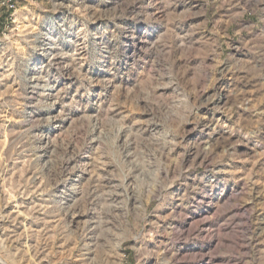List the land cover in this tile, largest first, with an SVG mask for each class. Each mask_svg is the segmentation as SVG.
Instances as JSON below:
<instances>
[{
	"label": "rangeland",
	"instance_id": "374dc122",
	"mask_svg": "<svg viewBox=\"0 0 264 264\" xmlns=\"http://www.w3.org/2000/svg\"><path fill=\"white\" fill-rule=\"evenodd\" d=\"M10 1L15 5L12 8L0 4V125L6 124L0 127V156L7 152L13 134L22 133L27 127L21 123L22 118H51L50 124H40L31 134L42 135L46 144L52 141L39 152L42 163L50 162L53 168L80 166L64 182L48 189L57 195L67 192L62 203L69 208L91 192L92 186H103L109 192L116 183L113 180L110 185L106 178L115 165L108 163L104 148L111 147L119 161L120 146L131 135H125L126 130L131 127L133 132H139L140 125L151 127V115L144 111L147 101L138 99L137 93L166 101L169 97L180 99L176 86H158L161 71L171 72L181 84L193 81L198 92L207 83L204 77L210 71L213 73L211 86L197 100L202 104L195 113L201 118L199 127L190 131L185 141L209 147L230 139L236 144V158L224 156L221 162L206 169L191 167V160L199 162L202 156L174 154L172 159L179 161L182 156L188 170L160 194L158 208L150 198L145 201L150 209L154 208L146 217L145 231L151 239L124 240L115 253L105 249L110 257L108 264H136L140 257V264H161V257L149 253L168 255L164 233L171 230L192 235L187 243L168 245L179 256L191 257L182 264H243L237 249L249 252L254 250L253 245L255 249L264 248V237L259 236L264 231V131L255 136L233 134L229 129L238 118L257 117L245 108L234 109L236 114L231 117L218 110L231 108L237 98H247L252 106L264 110V92L257 91L264 76L246 84L250 75L248 65L239 67L240 62L249 61L261 67L264 39L260 33L264 25L242 31L241 24L230 22L239 7H219L223 0ZM13 43L22 57L16 62V71L10 72L4 53ZM80 76L88 77L92 83ZM168 80L166 76L165 84ZM5 99L18 100L22 109L15 114L12 109L5 111ZM38 100L43 103L38 105ZM73 100L78 103L73 105ZM117 122L121 125L119 135L113 136ZM193 126L190 123L185 127ZM257 129H264V124L258 123ZM244 131L247 133V129ZM221 151L222 147L215 149L216 154ZM69 155L70 161L60 159ZM18 176L21 185L32 186V192L25 188L24 196L13 193L3 209L19 225H12L17 235L14 243L25 242L32 264H49L48 258H52L51 264H80L78 251L83 241H62L57 233L65 221L72 229L79 225L87 228L97 216L90 211H77L35 222L33 216L42 215L38 209L50 206L35 195L46 180L36 179L30 167H22ZM12 179L15 182L17 176ZM123 199L119 193H112L108 202L115 204ZM116 215L120 217L117 223L127 219L119 208ZM136 215H142L139 209ZM108 219L107 227L115 231L111 223L114 218ZM46 226L51 229L52 244L43 252L39 250ZM33 232L37 234L35 241L31 237ZM3 239L0 236V241ZM33 244L39 254L32 251ZM116 253L122 260L117 259Z\"/></svg>",
	"mask_w": 264,
	"mask_h": 264
},
{
	"label": "clouds",
	"instance_id": "9594fccd",
	"mask_svg": "<svg viewBox=\"0 0 264 264\" xmlns=\"http://www.w3.org/2000/svg\"><path fill=\"white\" fill-rule=\"evenodd\" d=\"M237 6L239 10L232 14L230 22L241 24L242 31H253L254 29H260L264 25V0H235V2L233 0H223L219 4V7L236 8ZM246 17L248 19H245ZM260 38L264 39V30L261 31ZM252 47L259 51L255 44ZM261 47H264V45H261ZM4 55L10 64L9 71L15 72L16 62L22 57V52L13 43L9 45ZM245 64L248 65L247 70L250 73L245 80L246 84L251 83L258 76H264V72L261 71L264 68V52L260 54V68L250 61L240 62L239 67H244ZM233 67L236 68L237 65H233ZM113 68H115V64H113ZM111 70L106 68V71ZM116 71L119 72V69L116 68ZM212 75L213 73L210 71L204 77L207 83L198 92L193 81L181 84L173 77L171 72L161 71L158 77V86L164 89H168L170 85L176 86V95L180 99L169 97L166 101L164 98L156 97L155 95L147 98L137 93L138 99L147 101L144 111L151 115L149 122L151 127L146 128L144 125H140L139 132H133L131 127L126 130L125 135H128V133H131V135L120 146L121 156L119 161L113 156L111 147L103 149V155L108 158V163L115 165L114 170L108 173L106 178L109 180L110 185L113 180L116 183L111 185L109 192H105L103 186H92V191L88 192L86 196H82L71 208L62 203L66 195H68L67 192L61 191L57 195L49 192L48 189L49 186H57L64 182L68 174L74 172L76 167L80 166L73 167L69 164L67 167L61 165L59 168H53L50 166V162L49 164L42 163V157L39 152L41 149L47 148L52 141L49 140L46 144L43 142L45 138L42 135H33L31 133L32 129L40 124H50L51 118L48 120H24L22 118L21 123L26 124L27 127L22 133L13 134V139L7 152L0 156V180H3V189H0V236L4 237L0 241V264H32L25 242L14 243L17 235L12 225H15L16 228L19 225L16 224V220L11 214L3 213V209L7 208L9 197L13 193L18 196H24L27 194L25 188H27L28 193L32 192L31 185H21L19 183L18 173L22 170V167H30L36 179L44 178L46 180L44 187L36 191L35 195L50 206L38 209L42 215H34L33 220L35 222L40 223L46 217L55 218L61 214L67 216L69 213L77 211L81 214L90 211L97 216V219L90 222V226L87 228L84 225H79L72 229V226L65 221V226L57 233L62 241H83L78 251L80 264H108L110 257L107 253H115L117 246L124 240L151 239L150 234L145 231L147 226L146 217L151 211H154V208L150 209L145 201L150 198L155 208H158V201L161 199L160 194L170 187L174 181L181 179L183 173L188 170L184 166L183 157L181 156L179 161H175L172 159L174 154L183 152L197 158L202 156L203 159L199 162L197 159L191 160V167H204L206 169L221 162L224 156L236 158L233 151L236 144L230 139H222L209 147L185 141V137L189 135V132H194L199 127L201 118L195 113L202 104L197 103V100L206 88L211 86ZM166 76L169 77L167 84L164 82ZM80 79L92 83L86 76H80ZM257 91L264 92V83L257 85ZM81 99H84V97ZM87 99L90 101L91 97L89 96ZM42 103L43 100L37 101L38 105ZM76 103L78 101L73 100V105ZM3 104L5 105V111L12 109L13 114L22 109L16 99H5ZM240 108L250 111L253 117H257V119L246 120L238 118L233 122L232 128L229 129L230 132L255 136L258 131H264V129H257L258 123L264 124V110L252 106L247 98L243 100L237 98L231 108L218 110L226 111L231 117L236 114L233 110L238 111ZM4 119L7 121L8 117L5 116ZM190 123L194 126L191 129H187L185 126ZM0 127H6V124L0 125ZM120 127L121 125L117 122L115 130L112 132L113 136L119 135ZM245 129H247V133H245ZM217 147H222L223 151L216 154L215 149ZM193 149L194 151H192ZM60 159L70 161L72 156H62ZM204 161H207V163H204ZM99 167H103V165H99ZM13 175L17 176L15 182L12 179ZM75 190L71 189L69 191ZM112 193H119L124 199L119 203L111 204L108 201ZM88 197H91V199H88ZM129 202L132 204L131 208L129 207ZM117 208L121 209L123 215L127 218L123 223H117L120 220V217L116 215ZM137 209L142 214L139 217L136 215ZM109 216L114 218L111 223L115 231L107 227ZM152 230L155 231V228ZM50 232L51 229L46 226V231L42 236L44 243L39 251L46 252V249L51 246ZM97 232L99 236H97ZM90 233L91 235H89ZM36 235L35 232L31 233L33 241H35ZM164 235L168 239V245L172 247L187 243L192 239L191 233L184 234L178 230L165 232ZM259 236L264 237V231L259 233ZM25 238L27 239V234H25ZM89 240H92L93 243H89ZM168 245L165 246V252L168 253L167 256H165L164 252L149 253V255L161 257V264H182L183 261L191 259V257L179 256ZM105 249L107 253H105ZM253 249L249 252H239V249H237L236 252L243 260V264H264V248L255 249L253 245ZM32 251L39 254L35 244H33ZM133 251L137 252L139 250L133 249ZM116 256L117 259L122 260L118 253H116ZM44 258L41 257V259ZM51 259L48 258L49 264H51ZM140 259L142 257L137 258L136 264H140Z\"/></svg>",
	"mask_w": 264,
	"mask_h": 264
},
{
	"label": "built area",
	"instance_id": "2783aa9c",
	"mask_svg": "<svg viewBox=\"0 0 264 264\" xmlns=\"http://www.w3.org/2000/svg\"><path fill=\"white\" fill-rule=\"evenodd\" d=\"M0 4L6 5V6H8L9 8H12V7L15 6L14 3H11L10 0H8V1H4V0L2 1V0H0Z\"/></svg>",
	"mask_w": 264,
	"mask_h": 264
}]
</instances>
